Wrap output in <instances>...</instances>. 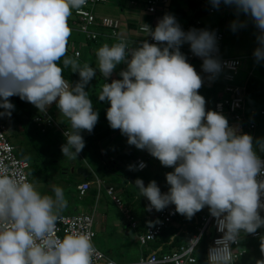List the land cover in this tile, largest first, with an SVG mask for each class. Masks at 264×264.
I'll use <instances>...</instances> for the list:
<instances>
[{
    "label": "clouds",
    "instance_id": "1",
    "mask_svg": "<svg viewBox=\"0 0 264 264\" xmlns=\"http://www.w3.org/2000/svg\"><path fill=\"white\" fill-rule=\"evenodd\" d=\"M86 3L0 0V108L4 109L0 116H11V96H19L39 112L55 103L71 129L64 132L61 152L75 160L85 147L81 132L91 133L98 121L86 86L97 69L107 80L117 65L126 63V70L119 73L122 79L104 83L98 94L110 105L109 126L126 136L129 145L147 150L162 166L174 169L166 173L170 186L166 193L155 181L145 186L136 179L139 197L149 201V211L172 204L187 219L207 206L223 233L216 241L220 247L209 254L210 264H232L229 244L241 231L252 234L264 227L260 215L264 180H257L264 175V161L257 156L251 135H237L223 115L205 110V98L198 94L203 80L180 51L181 45L189 44L190 51L202 58V71L210 80L215 78L222 68L213 55L218 50L215 31H184L173 15L165 14L154 29L141 25L156 43L144 41L134 49L123 40L105 44L96 50L97 68L81 66L78 58L67 56L71 35L67 20L73 9ZM221 3L248 16L258 29L253 57L264 61V0H211L217 9ZM245 26L239 20L230 24L233 32ZM62 58L63 68L70 67L79 76L74 85L64 78L58 63ZM256 143L264 151V141ZM145 166L141 161L128 169ZM66 205L62 187L53 186L51 195H42L26 180L0 177V264H92L94 249L88 234L51 238Z\"/></svg>",
    "mask_w": 264,
    "mask_h": 264
},
{
    "label": "rangeland",
    "instance_id": "2",
    "mask_svg": "<svg viewBox=\"0 0 264 264\" xmlns=\"http://www.w3.org/2000/svg\"><path fill=\"white\" fill-rule=\"evenodd\" d=\"M183 1L185 0H178L175 2H178L181 5L184 4ZM205 2L207 4H210V1L208 0ZM141 3L143 4V0H137L135 1L134 4L133 2L132 3L129 2V5H126L125 10L121 11L115 3L108 0L105 4L96 5L93 10V13L97 18L105 17L111 20L119 21L121 24V31L125 28L122 32L126 34V36L130 40L129 46L132 49H134L138 47L142 42L147 41L148 39V35H146V33H142L139 31L138 25L131 27L127 24L128 17L133 14L135 15V13L138 12V10L135 7L140 8ZM227 7L228 9H230V13H231L230 17H225L224 15L218 17V14L209 16L210 21L216 22V24L225 33L224 40L221 46V56L240 57L249 54H252L253 56V51L258 46L256 41V36L258 33L256 32V29L252 24V21L249 19L248 16H246L243 13L237 14L234 7H230V6ZM215 9L217 10V12H219V9L217 8ZM198 18H200L201 22H205L204 18H202L201 16H199ZM235 20L245 22L246 26L242 28H238L235 32H233L230 28V24ZM214 25L215 24H210L207 30L210 31ZM192 28L194 27L191 26V29ZM101 31L104 32L103 30ZM107 32L108 30H106V33ZM69 39L75 41L77 44H80L79 46H77V49L80 52V57L78 59L84 64L86 62L93 68H97V61L95 55L96 50L105 44L112 46L110 42L105 41V39H103L102 42L99 43V45H96V47L92 46L91 44H87L85 37L81 34L70 35ZM242 59H243V70L249 71V68H252V66L250 67L251 60L249 58H242ZM126 68L127 65L124 62L117 65L116 68L113 70L111 77L108 78L107 81L111 83L112 80L122 79L119 73L122 70H126ZM98 73L102 76V74L97 69L96 74ZM100 83L101 82L98 81L97 86L100 85ZM200 95L206 98V94H204L203 92H200ZM21 101H22L23 110L14 101L12 100L9 101L14 105V110H11L10 117L18 116V117H23V119H27V117H24L25 111L29 112L31 116L39 113V111L34 105L28 103L27 101H23V100ZM2 112H4V109L0 108V113ZM49 113L54 117L57 123H61L62 121L67 120V118L63 117L59 113L56 104H54L49 109ZM0 117H9V116L3 115ZM66 129L71 130L70 128H66ZM109 132H110L109 136L112 138L111 141H113L115 148L112 146L106 147L103 144L102 145L99 144V152L102 155L101 163L103 166H107L108 164L113 166L117 164L118 162L117 153H120L121 149L122 151L124 150L123 154L125 153L126 154L125 158H127L126 156L129 147L131 146V145L126 147L120 146L122 145V142H125L127 140V137L122 135L118 129L113 130L112 128H110ZM117 134L119 137L117 136L116 138H114ZM56 138H57V144L54 147L52 146L47 147L43 152L44 155L38 158L37 165L34 167L33 172L28 171V176L30 178V181L34 185L36 190L39 191L42 195L45 194L51 195L53 186H59L63 188L67 205L64 208V210L60 213V216L82 214V213L87 214L86 212L88 208L90 207L94 208L96 197L91 198L90 200H87L86 196L82 199L78 198V194L75 191V186H77V183H80L82 179L80 178V176L76 174V172L77 169L83 167L89 170L90 172L96 174V176H99V174L101 175L100 167L96 163L97 160L92 159V157L84 153L83 150L78 154L75 160H70L67 157H64L61 152V146L66 142V139H64L62 135H57ZM257 140L264 141V134L260 130L258 131V134L253 141V147L254 150L256 151L257 156L259 158H264V151H262L260 147L257 145L256 143ZM124 144L129 145L128 143H124ZM29 147L30 145L29 144L27 145L25 141L23 142L20 141L19 143L20 150L22 149L25 151ZM134 147L135 146H131L130 150H132L135 154H137V156H142V158L146 160L148 166L147 168H149V172L151 173L150 180L156 182L157 186L161 190V193H166L170 187L166 182V173L172 172L174 169L170 167L162 166L159 160L151 156L147 150H140ZM118 150L119 152H117ZM28 158L32 159L36 157L28 156ZM141 180L143 181V179ZM102 181L108 183L106 182L108 181L107 178L102 179ZM111 181L112 182H109L108 185H112L117 190V192L118 189L121 190V193L129 185V184L124 185V181L121 180L120 178L112 179ZM134 190H136V188L135 186H132L129 192H133ZM115 195L118 198L121 197V196L119 197L118 194ZM99 196L97 200V202L99 201L98 203L99 207L96 208V213L99 214L103 213V211H105L106 205H108V207H111L110 205H112L118 209V207L113 202L111 203V199H109L110 198L109 196L107 197L105 190H101ZM124 197H125V201L123 205L125 207H129L127 206V203H129L128 199L130 198L128 197L126 198V196ZM134 200H136L135 205L141 209L145 208V206L149 204V201L145 197L142 196L139 197V193L135 194ZM92 204L94 205L92 206ZM206 207L207 206H205L203 209H205ZM132 208L135 209L133 205ZM203 209L199 211L200 213L198 212V215H201ZM260 215L262 218H264V211L260 210ZM197 220H195L193 217L191 219H187L185 216L181 215L179 218H177V221L174 226L175 228H170V230L166 228L165 233L173 231L182 234L189 233L191 235H195L197 234V227H198V225L196 226ZM95 224H96V219L94 220V226H93V230L97 232L96 239L94 241L95 246L116 263L120 264V263H128L133 261L136 262L139 259L141 253L147 254L149 253V250H154V248H157V243H149L146 247L141 248L137 240L135 239L133 232H129L128 236L125 235V231H127V229L123 228L124 225L117 227L116 230H114L115 228L113 230L107 229V235H106L105 233L106 230L102 232L100 224L97 225ZM257 230H261V228H258ZM240 236H241L240 246L238 248L237 247L233 248V252H238L239 250H244L247 252L245 253V257H243V259H241L242 256L239 257L236 264H256L258 260H264V253H262L261 251L257 252V255H259L261 258L258 257L252 258V245L254 246L255 244H259L262 239L254 240L252 239V234L245 233L243 231L240 232ZM209 244H210L209 237L207 236L203 237L198 249L203 256Z\"/></svg>",
    "mask_w": 264,
    "mask_h": 264
},
{
    "label": "built area",
    "instance_id": "3",
    "mask_svg": "<svg viewBox=\"0 0 264 264\" xmlns=\"http://www.w3.org/2000/svg\"><path fill=\"white\" fill-rule=\"evenodd\" d=\"M108 0H87L85 6L80 10L73 9L72 14L74 19L70 23L69 28L73 32H77L85 37L88 41H94L99 36L104 37L105 39H110L112 42H119L121 40L125 41L129 46L130 40L121 31V24L117 20H111L109 18H97L93 10L98 4H105ZM178 0H143L141 4L144 8V12L148 15H155L161 8L168 6L171 2ZM135 2H133L134 4ZM207 15L214 13V9L210 6H206ZM203 9V8H202ZM202 24L200 18H195L194 25L195 27H200ZM123 28V27H122ZM152 28V27H150ZM153 29V28H152ZM256 32L258 29L255 27ZM103 30L104 32H102ZM106 30L108 32L106 33ZM141 31V26L139 27ZM210 31H215L217 36V51L213 54L221 63L220 73L213 79H209V74L197 70L203 80L202 86L205 84L211 85L217 83L218 81L222 85L221 95L215 99L211 106L205 104L206 111H215L223 115L228 121H230L231 127H239L242 123L245 124V129L236 131L237 135L240 134H249L253 137V141L256 138L257 126L253 121H248L245 118L246 112V102H245V85L246 81L252 77V71H248L247 77L242 84H237L238 77L243 70V59L240 57H223L221 56V46L224 40V31L215 24ZM148 43H156L151 36H148ZM67 54L73 58H79L80 52L74 45L70 42L67 45ZM199 58L195 56L190 49L186 50V59L189 64H193L195 60ZM130 59V57H129ZM193 66V65H192ZM50 105L47 109V112H39L36 115L31 116V121L41 128V132L44 133L47 130H53L59 135L64 136L65 131H70L65 127H61L59 123L54 119L49 113V109L54 105ZM261 115H264V111L260 112ZM15 147L12 146L9 142V133L5 124L0 120V177H8L14 179L18 182L27 181L30 182L28 176L29 163L27 161L21 160L16 157ZM264 161V158H260ZM143 161L145 167L141 170H136L137 172H143L147 163L142 157H137L135 160L131 161L129 165H138L139 162ZM128 165V166H129ZM129 170V169H128ZM130 171V170H129ZM257 180H264V175H259ZM92 184L96 185L97 191L101 189V182L99 179H95L94 182H82L76 186V192L78 198L82 199L86 196L88 191L91 189ZM105 193L110 197L112 202L121 210H123V215L128 221V226L135 232L136 240L141 248H144L150 242H155L160 238L163 231L167 226L174 223V220L178 218L179 214L175 212V206L169 204L162 211L157 212L155 209L151 211L148 210L149 204L146 205L145 211L142 214L144 220L140 223L137 218L130 213V208H123V202L120 198L115 195V190L111 186H107ZM261 202L264 203V195L261 196ZM264 211V210H261ZM197 234L191 235L185 233L187 242L185 245L180 246L178 249L171 252H160L159 250H149V253L141 255L140 258L133 263H124V264H198V253L200 252L199 246L203 237H209L210 244L207 246L204 258L206 264H210L209 254L215 248L220 247L216 244V241L219 240L223 233L217 230L216 218L211 214L208 217H202L197 222ZM93 217L91 214H74V215H61L59 216L58 221L51 233V238L55 240H62L67 235H77L86 233L90 236L93 253H92V264H118L105 256V254L98 250L94 245V239L96 238V233L93 230ZM10 226V225H6ZM213 227L214 235L210 239L209 229ZM254 238L258 237V234H253ZM240 237L236 242L230 243L229 248L232 253V264H236V261L239 257L243 256L245 253L243 251L233 252V248L239 246ZM147 249V248H146Z\"/></svg>",
    "mask_w": 264,
    "mask_h": 264
},
{
    "label": "trees",
    "instance_id": "4",
    "mask_svg": "<svg viewBox=\"0 0 264 264\" xmlns=\"http://www.w3.org/2000/svg\"><path fill=\"white\" fill-rule=\"evenodd\" d=\"M110 1L115 3L121 11H124L126 8V5H129V2L132 3L137 0H110ZM207 11H208L207 8H203L199 11V15L203 16L207 14ZM72 17L74 16L71 12V15L68 17V20H67L68 26H70L72 19H74ZM194 20L195 18L192 17V21H191L192 23L190 24L194 25ZM76 34L78 33L71 31V35H76ZM103 39L105 38L99 36L94 41H88L86 39L85 40L87 41V44H91L92 46L96 47V45H99V43L102 42ZM105 41L110 42L111 45L116 43V42H112V40L110 39H105ZM70 42L72 43L74 42V45L76 46V48L77 46L80 45L71 39H68L67 45ZM67 56L69 55L67 54ZM254 60L252 59V62L250 63V67L252 66V68H250V70L252 71V77L246 81V85H245V102H246L245 118L248 121H253L256 124L257 126L256 134H258L259 130L264 134V115L260 114L261 111H264V61H260L258 63L256 60L255 61ZM78 61L80 65L83 66L84 63L81 62L79 59ZM58 63L63 68V58ZM243 72L248 73V70L247 71L245 70ZM242 73L240 74L242 78L239 81H237V84H242L247 77V74H242ZM63 75H64V78L70 84H73V85L79 80L78 74L72 72L70 67L63 68ZM98 81H100L101 83L100 85L97 86ZM104 83H110V82L105 80V78L98 73L95 75V77L89 82V84L85 88V90L89 93V98L92 100L93 109L98 112V121L96 125L94 126V129L91 133H88L87 131L81 132V135L85 141V147L83 148V151L87 155H90L92 159L97 160L96 163L100 167V173H101V175L99 174V176H96V174H92L93 176L91 175L90 178L86 180V182H94L95 178H98V179L107 178L108 179L107 182L109 183V182H112L111 181L112 179L120 178L121 180L124 181V185L126 183H129L128 185L129 188L127 187L125 190H123L122 193L123 195H127L126 198L127 197L130 198L129 202L131 204L130 205L131 208L130 207L129 208H130L131 215L134 216V218H137L141 223L144 220L142 214L144 213L145 208L141 209L135 205L136 200H134V198H135V194L139 193L138 189L135 187L136 190H134L133 192H129V190L132 186H135L134 182L136 179L141 178L143 179L144 185L145 186L148 185V183L151 181L150 180L151 173L149 172V168H147L148 166L143 172L128 170L129 163L137 158V154H135L132 150H130L131 146L133 145L129 147V150L126 156L127 158H125V155H126L125 153L122 154V150L120 151V153H117L118 155L117 164L113 166L109 164L107 166H103L101 163L102 155L99 152V143L110 137L109 136L110 126L106 119V110L110 105L106 101L102 102L98 99V94L102 90V86L104 85ZM221 90H222V85L218 81L217 83H213L211 85L205 84L199 89L198 94H200V92H203L204 94H206V98H205L206 100H215L221 95ZM8 99L9 101L12 100L15 103H17L19 107L22 108L23 110L22 101L19 98V96H11ZM24 117H27V119H23V117L14 116V117H0V120L7 127L8 133H10L9 142L12 146L15 147L14 153L16 157L21 160L27 161L30 166L29 171L33 172L34 167L37 165L38 158L44 155L43 153L44 150L49 146L54 147L57 144L56 137L59 134L57 132H54L53 130H47L46 132L42 133L41 128L37 127V125L31 121L30 119L31 114L29 112L25 111ZM59 124L61 127L70 128V123L68 120L62 121ZM238 128H240V130H244L245 124L242 123ZM20 141L22 142L25 141L27 145L28 144L30 145V147L25 151L22 149L20 150L19 148ZM117 152H119V150ZM28 156H32L36 158L29 159ZM82 182L84 181L82 180ZM121 188H124V187H121ZM88 192H90L91 197L94 198L97 193L96 185L92 184L91 189ZM132 205L135 207V209L132 208ZM136 209H141V211L138 210L140 211L138 213H141V215H139L140 217L136 215L137 214ZM209 215H210L209 208L206 207L205 209H203V212H201V215H198V212H197L193 216V218L195 220L199 218L196 221L199 223L200 218L208 217ZM180 216L181 215L179 214L178 218ZM176 221L177 219L174 220L173 224H170L166 228L169 230L170 228H175L174 226H175ZM197 225L198 224H196V226ZM165 230L163 231L159 240H157L156 242H150V243H157V248H156L157 251L159 250L160 252L162 251L171 252V251L178 249L180 246L186 244L187 238L185 234L173 232V231L165 233ZM239 237L241 241V236L239 235ZM239 246H240V243H239ZM239 251H243L244 253H246V251L244 250H239ZM243 257H245V254L242 256L241 259H243ZM197 258L199 261L198 264H206L204 258L202 257L201 252L198 253Z\"/></svg>",
    "mask_w": 264,
    "mask_h": 264
},
{
    "label": "crops",
    "instance_id": "5",
    "mask_svg": "<svg viewBox=\"0 0 264 264\" xmlns=\"http://www.w3.org/2000/svg\"><path fill=\"white\" fill-rule=\"evenodd\" d=\"M205 1H207V0H185V1H183L184 2V4H179L178 2H175V1H173V2H171L168 6H166V7H163V8H161V10H159L155 15H148V14H146L145 12H144V8H143V6L141 5V7L139 8V7H135L137 10H138V12H136L135 13V15L133 14V15H131V16H129L128 17V21H127V24L129 25V26H135V25H138L139 27L142 25V23H146V24H148L150 27H152L153 29L155 28V26H156V24H157V22L165 15V14H171V15H173L175 18H176V21L178 22V24L181 26V28L184 30V31H188L189 29H191V26H193L192 24H190V23H192L191 21H192V17H194V18H198V16H200L199 15V11L202 9V8H204V7H206L207 5H209L210 7H212L213 9H214V13L213 14H209V15H207V14H205V15H203V16H201L202 18H204V20H205V22H202V24H201V26L200 27H195V26H193L195 29H205V30H207V28L209 27V25L210 24H216V22H211L210 21V18H209V16H212V15H215V14H218V17H220V16H222V15H224L225 17H230V9H228V7L226 6V5H224L223 3H221V7H220V9H219V12H217V10L212 6V4H211V0H208V1H210V4H207ZM142 4V3H141ZM183 8H182V7ZM142 11H141V10ZM243 17H244V15H243ZM242 17V18H243ZM140 24V25H139ZM253 24V23H252ZM208 25V26H207ZM254 25V24H253ZM124 27V26H123ZM255 27V26H254ZM125 29V28H124ZM123 29V30H124ZM122 30V31H123ZM225 34V33H224ZM188 49H190V46H189V44H187V43H184L183 45H181V47H180V51H181V53L183 54V55H185V57H186V50H188ZM90 55V54H89ZM224 57H226V56H224ZM228 57V56H227ZM240 58H249L250 60H251V62H252V59L254 60V57L252 56V54H249V55H246V56H240ZM255 61V60H254ZM193 65V67H195L197 70H199V71H201V72H203L202 71V68H201V65H202V58H197L196 60H195V62L192 64ZM249 70H250V68H249ZM247 71V70H246ZM242 73V72H241ZM240 73V74H241ZM242 74H247L246 72L244 73H242ZM242 77H241V75H239V77H238V81L241 79ZM205 101H206V103L205 104H208V106H211L212 105V103H213V101L214 100H206L205 99ZM229 123V127L230 128H233V129H236L235 131H240V128H238V127H231L230 126V122H228ZM238 129V130H237ZM118 136V134L114 137V138H116ZM119 137V136H118ZM112 140V138L110 137V138H108V139H105V140H103L102 142H100L99 144L100 145H104V146H112V147H114V143H113V141H111ZM105 141V142H104ZM124 143H127V140L125 141V142H122V145H120V146H124V147H126V146H130V145H127V144H124ZM115 148V147H114ZM122 150V149H121ZM124 151V150H123ZM123 151H122V154H123ZM137 157H142V156H137ZM146 161V160H145ZM89 171V170H88ZM90 172V171H89ZM91 174H94V173H92L91 172ZM100 182H101V189L99 190V192L97 191V193H96V195H95V197H96V202H95V206H94V208L93 207H90V208H88L87 209V214L89 213V211H90V213L89 214H91L92 215V217H93V222H94V220L96 219V224L95 225H97V224H100V226H101V231L103 232L104 230H106V235H107V229H111V230H113L114 228V230H116L117 229V227H119V226H123V228L124 229H127V231H125V235L126 236H128L129 235V232H133L134 233V237H135V239H136V235H135V232L128 226V223H127V221L125 220V218H124V215H123V210H121L120 208H115L114 206H112V205H110L111 207H108V205H106V208H105V211H103V213H96V208H98L99 206V201L97 202V200H98V196H99V193H100V191L101 190H105L106 189V187L107 186H111V187H113L112 185H108L109 183H105V181H102V180H99ZM82 182V181H81ZM80 182V183H81ZM107 182V181H106ZM80 183H77V185L78 184H80ZM126 184H129V183H126ZM114 188V187H113ZM97 189V188H96ZM114 190H115V194H118L119 195V197L121 198V200H122V202L124 203V201H125V197L124 196H127V195H123V193H121V190H119L118 189V192H117V190L114 188ZM75 191H76V186H75ZM91 192V191H90ZM90 192H88V194H87V200H90L92 197H91V195H90ZM120 192V193H119ZM107 195V194H106ZM122 195H123V198H122ZM100 197V196H99ZM106 197V196H105ZM108 197V196H107ZM110 199V198H109ZM128 201H129V199H128ZM96 203H97V205H96ZM111 203H112V200H111ZM89 205H91V204H89ZM94 204H92V206H93ZM131 204H130V202L129 203H127V206H130ZM146 207V206H145ZM91 208H93V209H91ZM123 208H128V207H125V206H123ZM141 211V210H140ZM140 211H138V209H136V215L138 216V217H140L139 215H141V213H138V212H140ZM85 214V213H84ZM94 226V225H93ZM261 228V230H256V232L255 233H252V235L253 234H258V237H256V238H254V237H252V239H254V240H259V239H262L261 241H260V243L259 244H255L254 246L252 245V258H261L259 255H257V252H259V251H261V243H262V241H264V227H260ZM95 233H96V235H97V232L95 231ZM96 239V238H95ZM95 241V240H94ZM95 243V242H94ZM97 248V247H96ZM98 249V248H97ZM160 249V248H159ZM99 250V249H98ZM154 250H156V248H154ZM247 252V251H246ZM141 255H145V254H142L141 253ZM140 255V256H141ZM106 256V255H105ZM107 258H109L108 256H106ZM140 258V257H139ZM109 259H111V258H109ZM112 260V259H111ZM133 262H135V261H133ZM133 262H128V263H133ZM123 264V263H122Z\"/></svg>",
    "mask_w": 264,
    "mask_h": 264
},
{
    "label": "water",
    "instance_id": "6",
    "mask_svg": "<svg viewBox=\"0 0 264 264\" xmlns=\"http://www.w3.org/2000/svg\"><path fill=\"white\" fill-rule=\"evenodd\" d=\"M76 174H77L78 176H80V178H81L83 181H86V180H87L88 178H90V176H91V172H89L87 169H85V168H83V167L77 169ZM209 233H210V239H212V238H213V235H214V229H213V227H211V228L209 229Z\"/></svg>",
    "mask_w": 264,
    "mask_h": 264
}]
</instances>
